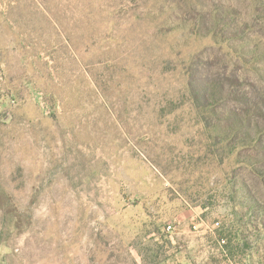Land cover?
<instances>
[{
	"label": "rangeland",
	"instance_id": "1",
	"mask_svg": "<svg viewBox=\"0 0 264 264\" xmlns=\"http://www.w3.org/2000/svg\"><path fill=\"white\" fill-rule=\"evenodd\" d=\"M138 242L264 264V0H0V264Z\"/></svg>",
	"mask_w": 264,
	"mask_h": 264
},
{
	"label": "trees",
	"instance_id": "2",
	"mask_svg": "<svg viewBox=\"0 0 264 264\" xmlns=\"http://www.w3.org/2000/svg\"><path fill=\"white\" fill-rule=\"evenodd\" d=\"M199 89L203 92L209 91L211 94H213L214 97H223L224 96V89L223 87L218 83L214 81H208L204 82V85H200L199 88L197 87V90ZM2 238V237H1ZM134 247L138 251L140 255L145 259L147 264H162L159 253L152 250V248H149L148 246H143L141 242H138L134 244Z\"/></svg>",
	"mask_w": 264,
	"mask_h": 264
},
{
	"label": "built area",
	"instance_id": "3",
	"mask_svg": "<svg viewBox=\"0 0 264 264\" xmlns=\"http://www.w3.org/2000/svg\"><path fill=\"white\" fill-rule=\"evenodd\" d=\"M167 229L169 230V232H173L175 230L172 225H168Z\"/></svg>",
	"mask_w": 264,
	"mask_h": 264
}]
</instances>
